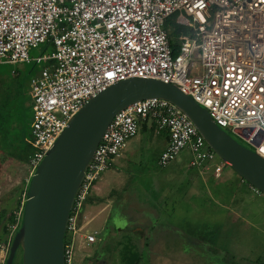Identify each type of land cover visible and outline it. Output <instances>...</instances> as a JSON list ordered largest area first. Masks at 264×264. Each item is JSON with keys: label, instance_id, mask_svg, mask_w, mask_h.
<instances>
[{"label": "built area", "instance_id": "2783aa9c", "mask_svg": "<svg viewBox=\"0 0 264 264\" xmlns=\"http://www.w3.org/2000/svg\"><path fill=\"white\" fill-rule=\"evenodd\" d=\"M174 14L190 30L178 37L176 55L165 27ZM45 42L54 51L35 59L45 66L30 80V177L85 103L132 77L173 84L264 159V0H0V64L30 63L28 49ZM144 122L168 133L159 167L186 152L189 166L222 179L224 163L173 104L153 98L125 107L102 135L74 197L64 264H75L79 219L96 182ZM24 202L0 241L3 260ZM84 241L92 244L94 234Z\"/></svg>", "mask_w": 264, "mask_h": 264}, {"label": "rangeland", "instance_id": "374dc122", "mask_svg": "<svg viewBox=\"0 0 264 264\" xmlns=\"http://www.w3.org/2000/svg\"><path fill=\"white\" fill-rule=\"evenodd\" d=\"M179 27L183 34L190 32L187 27ZM50 51V46L41 43L28 49L30 63L0 64V157L9 158V170L3 171L6 186L16 190L10 195L13 206H16L15 194L21 189L23 173L26 179L29 176L27 163L25 169L22 162L14 159V156L18 158L17 154H27L29 149L28 127L33 117L32 100L27 95L29 83L44 65L35 63V59ZM143 135L139 132L141 138ZM232 136L247 147L239 137ZM139 144L127 152L129 182L144 189L140 199L138 194L134 199L144 208L161 209L166 217L160 223L168 224L166 227L172 230L164 232L167 247L160 264H264L263 194L252 191L229 166L224 171L232 177L208 179V172L199 173L189 167L190 156L186 152L161 168L157 162L158 143L145 142L143 138ZM154 172L160 176L153 179L155 189L147 193L151 188L149 176ZM152 219V216L145 218V223L150 224ZM159 232H153L156 233L154 243L161 242ZM138 250L145 254L142 248ZM14 264H20L19 253Z\"/></svg>", "mask_w": 264, "mask_h": 264}, {"label": "water", "instance_id": "95a60500", "mask_svg": "<svg viewBox=\"0 0 264 264\" xmlns=\"http://www.w3.org/2000/svg\"><path fill=\"white\" fill-rule=\"evenodd\" d=\"M153 98L179 109L225 166L264 195L263 158L221 129L204 108L173 84L128 78L85 103L45 153L29 180L21 225L5 264H13L18 249L21 264H64L63 241L74 197L102 135L119 111Z\"/></svg>", "mask_w": 264, "mask_h": 264}, {"label": "crops", "instance_id": "0c3cea01", "mask_svg": "<svg viewBox=\"0 0 264 264\" xmlns=\"http://www.w3.org/2000/svg\"><path fill=\"white\" fill-rule=\"evenodd\" d=\"M27 95L30 101V88H28ZM139 132L144 134L142 138L139 136ZM143 138L145 142L149 140L150 142L155 141V143H158L159 158V155L167 145L168 133L165 131L157 132L155 125L151 122L142 123L137 135L128 141L121 154L115 158L111 166L96 182L84 204L79 219L80 232L75 238V264H127L131 250L138 254L141 264H143L144 260L145 264H160V261H162L161 258L164 256V250L167 247L164 232L168 231L169 233V231H172L166 227L168 224L163 225L160 223L166 217V214L163 215L161 209L155 211L153 208L147 209L139 206L134 198L138 194L140 199L139 194L144 189L138 185H131L129 182L130 178H128L131 173L128 168L130 156L127 155V152L134 150L142 142ZM139 147L140 144L137 148L139 149ZM14 159L22 162L24 168L26 167V162L15 156ZM5 169L9 170V158L0 157V241L3 240L1 238L4 236V227L11 212L10 208L15 206H13V197L10 198V195H12L13 191L16 193L15 188L10 189L4 183ZM196 171L201 173L200 170ZM224 174L222 179L232 177L230 173L225 171ZM135 176H138L137 170H135ZM157 176L159 177L160 175L155 172L150 174L149 186L151 188H148L147 193L151 192V189H155L153 179ZM206 176H208V179L211 177L210 174H206ZM164 177L165 175L161 176L160 183H162L161 180ZM28 180L29 176L26 179V175L23 173L21 189L15 194V201L16 199L17 201L20 200L22 193L24 194ZM226 180L230 179L227 178ZM150 216L153 219L147 225L145 218ZM172 228L174 231H178L173 226ZM159 230L158 236L161 242L154 243L153 235L156 236V233L153 234V232ZM89 234H94L95 241L90 245H86L84 241L85 235ZM139 247L145 251V254L138 250ZM4 262L5 260L0 254V264H4Z\"/></svg>", "mask_w": 264, "mask_h": 264}, {"label": "trees", "instance_id": "16d2710c", "mask_svg": "<svg viewBox=\"0 0 264 264\" xmlns=\"http://www.w3.org/2000/svg\"><path fill=\"white\" fill-rule=\"evenodd\" d=\"M175 17H176L175 14L172 15L170 18L167 19L166 24H165V27H166V29L168 31V39H169V43H170L173 55H176L179 52L178 37L183 32L182 28L177 26L174 23ZM45 43L48 46H50V50L51 51L49 53H52L54 51V49H53V46L51 45V43L50 42H45ZM44 66H45V64L43 65V67ZM32 119H33V117H32ZM31 123H32V121H31ZM28 129H29V133H30V139L27 141L28 142L27 146L29 148L28 149V153L25 154V155H22V154L21 155L20 154L16 155V156H18L19 159H21L22 161L26 162L27 165H28V162H29L30 158L32 157V155L34 153V148L31 145V124L29 125ZM189 167L192 168V169L198 170L195 167H191V166H189ZM225 167H227V166H225ZM30 178L31 177L29 175V180H30ZM29 180H28V183H29ZM28 183H27V187H28ZM27 187L25 189L24 194L22 193V196L20 195L22 198L20 197V200H18L16 202V206L11 209V212L9 213V215L7 217V223L5 224V227H4V236H6L7 233H8V226L15 222V217H14V213L13 212L14 211H18L21 208V202L26 200ZM22 209H23V206H22ZM22 209H21V214H22ZM20 224H21V222H20ZM20 224H19L17 230L19 229ZM66 240H67V236H65V239L63 241L64 244H66ZM17 253L20 254V264H21V251H20V249H18ZM7 256H6V259H7ZM15 257H16V255H15ZM15 257H14V261H15ZM6 259H5V262H6ZM140 260L141 259L139 258L138 254L134 253L131 250V254H129V257H128V260H127V264H139ZM14 261H13V264H14ZM5 262H4V264H5Z\"/></svg>", "mask_w": 264, "mask_h": 264}]
</instances>
